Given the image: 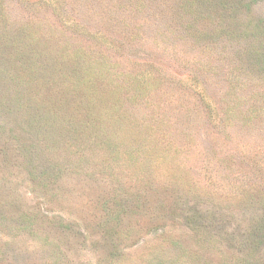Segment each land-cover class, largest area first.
<instances>
[{"label":"rangeland","instance_id":"374dc122","mask_svg":"<svg viewBox=\"0 0 264 264\" xmlns=\"http://www.w3.org/2000/svg\"><path fill=\"white\" fill-rule=\"evenodd\" d=\"M0 264H264V0H0Z\"/></svg>","mask_w":264,"mask_h":264}]
</instances>
